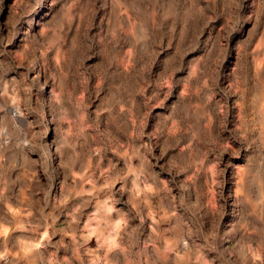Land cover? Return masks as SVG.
<instances>
[{"label":"rangeland","instance_id":"1","mask_svg":"<svg viewBox=\"0 0 264 264\" xmlns=\"http://www.w3.org/2000/svg\"><path fill=\"white\" fill-rule=\"evenodd\" d=\"M262 99L264 0H0V264H264Z\"/></svg>","mask_w":264,"mask_h":264},{"label":"bare ground","instance_id":"2","mask_svg":"<svg viewBox=\"0 0 264 264\" xmlns=\"http://www.w3.org/2000/svg\"><path fill=\"white\" fill-rule=\"evenodd\" d=\"M264 99H262L261 101H263ZM262 128V127H261ZM231 199V198H230ZM233 205V202L231 203Z\"/></svg>","mask_w":264,"mask_h":264}]
</instances>
